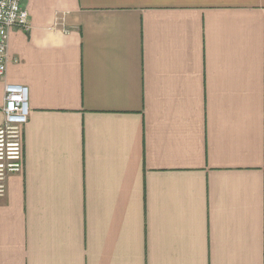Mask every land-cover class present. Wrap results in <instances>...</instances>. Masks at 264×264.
<instances>
[{
  "label": "crops",
  "instance_id": "crops-1",
  "mask_svg": "<svg viewBox=\"0 0 264 264\" xmlns=\"http://www.w3.org/2000/svg\"><path fill=\"white\" fill-rule=\"evenodd\" d=\"M22 1L0 264H264V0Z\"/></svg>",
  "mask_w": 264,
  "mask_h": 264
},
{
  "label": "built area",
  "instance_id": "built-area-1",
  "mask_svg": "<svg viewBox=\"0 0 264 264\" xmlns=\"http://www.w3.org/2000/svg\"><path fill=\"white\" fill-rule=\"evenodd\" d=\"M29 14L22 0H0V79L6 72L7 43L13 28L29 31ZM3 124L0 125V198L7 179L23 171V130L28 121V89L21 85L4 88Z\"/></svg>",
  "mask_w": 264,
  "mask_h": 264
}]
</instances>
